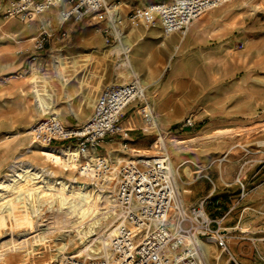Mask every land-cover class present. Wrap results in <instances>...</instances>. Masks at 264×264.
Masks as SVG:
<instances>
[{
	"label": "rangeland",
	"instance_id": "rangeland-1",
	"mask_svg": "<svg viewBox=\"0 0 264 264\" xmlns=\"http://www.w3.org/2000/svg\"><path fill=\"white\" fill-rule=\"evenodd\" d=\"M15 1L17 0H0V47L6 44L18 46L11 57H8L10 53H0L5 60L0 64V194L7 196L6 199L13 204L12 208L10 206L11 210L6 209L3 213L7 223L0 227V252L22 240L30 244L32 238L50 229L54 220L67 215L69 211L63 204L64 199L73 197V200L81 199L84 202L81 212L76 215L71 213L67 215L69 221L79 218V221L83 222L84 230L80 235L76 231L71 232L65 225L58 228L52 227L53 229L46 237L48 242L45 245L35 243L24 250L18 248L15 252L8 253L1 264H60L67 257L78 255L86 245L92 248L81 254L82 258L92 260L106 258L105 248L109 247L111 236L106 240L108 245L98 237L111 227L115 229L118 213L120 216V211L112 213V217H109V212L106 211L115 194L114 184L98 187L94 177L81 174L77 169L79 166L74 165L67 169V165H64L61 159L48 158L49 151L46 148L49 146L36 143L33 140L32 130L39 120L49 117L60 118L69 127L81 126L92 114L96 99L106 88L127 84L134 80L135 77L126 65V60L129 55L134 54L135 48L130 49L138 38L135 35L137 28L131 31L130 25L126 24L125 34L127 35H122L128 40L129 46L122 48L120 40L118 43L117 41L111 44L106 42V34L100 31L105 25L104 22L94 21L88 24L86 20L75 22L71 17L64 25H61L59 11L57 12L56 8L38 15L34 20L22 21L10 15ZM116 1L126 2L129 8H135L146 6L153 0L137 2L113 0V2ZM236 2L240 6L242 15H239L237 26L235 25L237 28L231 27L234 34L228 38L233 39V45L230 48L233 54L228 57L232 60L216 58L212 68L204 65L195 68V73L199 74L200 84L206 85V97H213V108H206L204 111L202 106H197L199 101L197 102L196 99L200 93H192L190 98L194 100L190 102L187 109L181 110L183 115L178 122L182 123L185 118L191 116L194 125L183 129L179 128V124L170 128L160 126L161 113H158V117L154 116L153 107L151 111L145 101L150 88L148 79L136 69L131 58L135 66L133 69L138 72L139 79L145 80L143 81L146 84L147 98H140L131 103L124 110L122 119L135 112L142 116L147 132H160V136L166 139L172 162L174 160L176 164H184L180 170V180H178L184 184L182 199L187 205L185 206L187 212L188 209L191 211L204 203V208L211 218H221L229 213L240 214L246 206L248 207L241 224L243 228L250 229L248 237L252 253L251 260H248L246 264H261L257 248L264 255V208L257 206L264 205V195L261 199L251 200L248 205L246 200L255 189L263 188L264 190V136L255 135L252 146L247 151L244 150L242 154L239 151H233L228 154V157H224L226 154L217 150L218 141L214 142L213 137L216 132H209L212 134L211 137L207 134H204L202 138L197 137L205 128L214 126L219 119L223 118L221 112L225 108H229L228 111L231 108H237V110L252 108L249 119L254 122L264 119V3H259L257 0H236ZM207 13L196 20H203ZM46 19L50 24V38L44 48L38 49L36 37L40 24ZM34 24L38 29L35 34L3 35L6 26L20 29ZM129 31L131 33L128 35ZM64 32L65 36H63ZM94 36H99L100 41L94 46L84 47ZM179 36L183 37L180 34ZM228 39H213L207 46L214 47L219 41L224 43L229 41ZM242 41L246 48L237 51L234 48L235 44ZM118 46L120 47L116 51ZM93 47H96L98 51L92 52ZM230 51L227 56H230ZM73 56L77 60L72 61ZM172 56L173 54L170 55L167 64ZM149 112L151 117H146L145 114ZM153 125L156 128H153ZM259 126L262 125L254 124L255 128ZM175 127L179 129L177 134L191 130L192 138L185 141L180 140L182 139L180 136H172L175 140L170 144L166 131L173 130ZM176 139L179 140L176 141ZM112 141H115L116 145L106 151L121 152V140L117 137ZM156 141L151 151L135 154L153 156L158 152L155 148ZM53 145L54 147L50 148H62L61 145L67 147L71 144L53 142ZM75 145L74 143L73 146ZM27 166L32 169L31 173L37 172L40 177L35 180L28 178L25 182H21L19 189L6 190L5 185L16 173L22 172ZM239 178L246 185L245 197L241 196ZM42 180H48L47 185L50 187L53 185L55 190L44 189L38 198L35 190L44 187V184L39 182ZM59 182L65 183V186L57 184ZM79 183L88 188L74 189ZM25 188L30 190L31 198L21 203L18 197ZM3 205L0 203V212ZM96 207L103 210L104 216L97 215V219L100 218L97 231L88 232V218L92 211L96 212ZM37 208L39 217H35L33 213ZM19 213L25 216L19 217ZM225 224L228 231H234L229 227L234 225L233 223L226 221ZM214 227L215 224H212V228ZM230 235L238 236L235 238L232 236L229 241V248L231 247L234 252L237 250V243L242 240L239 237L241 236L239 228ZM252 238L255 239L256 245H253ZM211 246L213 247L210 251V264H236L229 262L230 255L223 253L216 243L213 242Z\"/></svg>",
	"mask_w": 264,
	"mask_h": 264
},
{
	"label": "built area",
	"instance_id": "built-area-1",
	"mask_svg": "<svg viewBox=\"0 0 264 264\" xmlns=\"http://www.w3.org/2000/svg\"><path fill=\"white\" fill-rule=\"evenodd\" d=\"M232 1L153 0L146 6L129 8L126 2L113 0H17L10 15L29 21L56 8L61 25L71 17L75 22H104L100 31L106 34V42L111 44L119 41L120 34L127 35V23L133 30L140 26L150 29L160 22L165 35L184 37L196 19ZM257 1L264 3V0ZM118 6L120 8L115 10ZM49 25L46 19L39 26L38 49L44 48L50 38ZM137 99L140 95L135 77L127 84L106 88L96 99L92 114L81 126L69 127L49 117L39 120L33 127L32 136L36 143L49 147H54L53 142H69L72 146L75 143L73 147L79 150L80 162L90 165L89 170L96 174L95 184L98 187L114 184L113 200L120 211L109 244V257L92 260L71 255L60 264H204L203 248L196 241L197 237H213L221 251L230 255V261L240 264L229 248L232 236L225 227L224 217L211 218L204 203L193 208L190 215L184 211L171 158L163 146H155L158 152L153 156L135 154L139 152L132 147L130 130L121 126V119L124 110ZM193 125V117L189 116L179 128ZM118 136L124 138L121 152L97 151L104 140ZM238 182L241 196L245 197L246 185L240 178ZM174 209L183 211L176 228L171 223ZM198 215L203 219L198 220ZM212 224H215L214 228ZM257 253L264 263V255L258 250Z\"/></svg>",
	"mask_w": 264,
	"mask_h": 264
},
{
	"label": "crops",
	"instance_id": "crops-1",
	"mask_svg": "<svg viewBox=\"0 0 264 264\" xmlns=\"http://www.w3.org/2000/svg\"><path fill=\"white\" fill-rule=\"evenodd\" d=\"M134 1L137 2L138 0ZM239 8L240 6L236 0L229 2V4L227 3L213 8L207 13L203 20L194 21L184 37H180L179 34L164 35L159 22H157V26L150 29L144 28L143 26L137 28L135 35L136 38L137 36L138 38L136 42H133L130 49L132 50L135 48L134 54L130 56V60L131 58L133 59L136 69L148 79L147 83L150 88L148 90V98L145 101L146 104L149 105V108L153 107L154 114L156 112V117H158V113H161L162 123L160 126L170 128L173 125L181 124V122H178L183 115L181 110L187 109L190 102L194 100L190 98L192 93H200L196 99L197 102L199 101L197 106H202L204 111H206V108H213V97H206V85L200 84L199 74L195 73V68H199L201 65L212 68V63L215 62L214 59L227 60L228 57H231L233 52L230 51V48L233 45V39L229 40L228 38L234 34L231 27H233V29L237 28L239 15H242ZM87 23L90 24L91 22ZM37 31L38 29L35 24L23 26L20 29L6 26L3 35H7L8 33H16V35L21 33L35 34ZM218 38H221V40L227 38L229 41L224 43H220L219 41L214 47L207 46L211 40ZM99 41V36H94L90 38L84 47L94 46ZM17 47L18 46L13 44L2 45L0 47V53H10L8 57H11ZM234 48L237 51H241L244 50L246 46L242 41L235 44ZM91 50L92 52L98 51L96 47H93ZM229 51L230 56H227ZM171 54H173V56L168 63L170 65L168 67L166 62ZM228 59L232 60V58ZM71 60L74 61L77 59L73 56ZM2 62H5V60L0 56V64ZM135 66L133 64V67ZM136 69H134V71ZM197 81L198 83H196ZM228 109L229 108L223 109L221 112L223 118L219 119L214 126L205 128V130L197 136L198 138H202L204 134H207L208 137H211L210 135L212 134L209 132H216L213 136L215 139L214 142L216 140L218 141L217 150L226 154L224 157H228V154L233 151H239L242 154L244 150L247 151V149L252 146L255 135L259 134L261 137L264 136V119L259 122H254L248 118L252 115V108L248 109L247 107L244 108V110L231 108L229 111ZM149 115H151V112H149ZM254 124H260L262 126L255 128ZM121 126L124 129L130 130L129 139L131 145L140 153L151 151L156 138L161 135L160 132H147L144 126V119L136 112L126 115L121 121ZM178 131L179 129L176 127L173 130L166 131L167 140L170 144L175 140L172 136H180L182 137L180 140L185 141L188 138H192L191 134L193 132L191 130H187L182 134H177ZM118 138L121 141L124 140V138L120 136H118ZM112 140L113 139L104 140L101 143L102 147L97 151L103 153L108 148L115 146L116 142ZM178 140L179 139H176V141ZM263 195V188L255 189L247 198L246 205L251 203V200L261 199ZM257 207L264 208V205H258ZM247 209L248 207L246 206L240 214L229 213L223 216L224 224L226 221L234 224L229 226L234 229L233 232L237 231L239 228L241 234L239 237L242 240L237 243L236 251L233 252L231 247L230 250L232 249V254L240 264H246L248 260H251L252 253V247L248 237L250 229L241 226V224H243L242 217ZM228 232L230 234L233 233L232 231ZM232 236L234 238L238 237L235 235ZM252 243L256 245L255 239H253ZM257 250L259 251L258 248Z\"/></svg>",
	"mask_w": 264,
	"mask_h": 264
},
{
	"label": "bare ground",
	"instance_id": "bare-ground-1",
	"mask_svg": "<svg viewBox=\"0 0 264 264\" xmlns=\"http://www.w3.org/2000/svg\"><path fill=\"white\" fill-rule=\"evenodd\" d=\"M149 4H151V3H149ZM120 7L118 6L117 8H115V10H117V9H119ZM57 12H58V10H57ZM58 14H59V12H58ZM121 36H120V46L123 48H127L128 46H129V42H128V40H126L125 39V37L122 35V34H120ZM118 43V42H117ZM120 46H118V47H116V51L118 50V48L120 47ZM126 65L131 69V72H132V75L134 76V77H136V79H137V88H138V93H139V95H140V98L141 99H146L147 97H146V94H145V91H146V84L144 83V81L142 80V79H139V77H138V75H137V72L136 71H134V69H133V64H132V62H131V60H130V55H129V57L127 58V60H126ZM133 81V80H132ZM151 111H152V107L151 108H149ZM54 118H56V119H58V120H60V121H63L62 119H60V118H57V117H54ZM44 119V118H43ZM42 120V119H41ZM159 124H160V120H159ZM158 128V127H157ZM163 146V150L170 156V158H171V163H172V167H173V173H174V175H175V179L177 180V183H178V186H179V188L181 189V205H182V207H183V209H184V211L186 212V214L187 215H190V211H189V209H188V212H187V210H186V208H185V206H187V205H185V203H184V200L182 199V196H183V191H184V184L183 183H181L179 180V174H180V170H181V168L184 166V164L182 163V164H176L175 162H174V160H173V162H172V157H171V155H170V153H169V149H168V147H167V143H166V139H164L162 136H160L159 137V140H158V142L156 143V146ZM45 148V147H44ZM46 149H48V153H47V155H48V158H50V159H52L53 157H55V158H59V159H61V161L63 162V164L64 165H67L66 166V168L67 169H69L71 166H74V165H76V166H79V168H77V169H79V171L81 172V174L82 175H85V176H88V177H95L96 176V174L95 173H93V172H91L90 170H89V166L90 165H88V166H85L84 164H81V160H80V158H79V150L77 149V148H74V147H71V145L70 146H67V147H62V148H50V147H47ZM58 154H60L61 156H59ZM243 167V166H242ZM244 168H242V170H243ZM185 171H187V168H185ZM32 172V169L29 167V166H27V167H24L23 168V170H22V172H19V173H16L15 175H14V177L11 179V181H9L6 185H5V187H6V190L8 189V191L9 190H15V189H19V188H21L20 187V183L21 182H25V180H27L28 178H32V179H37V178H39L40 176H39V173H37V172H34V173H31ZM179 179V180H178ZM39 182H42L43 184H44V187H42V188H36V190H35V192H37V195H38V198H40V193H41V191H43L44 189H50V190H55L52 186L50 187V186H48L47 185V183H49V181L48 180H42V181H39ZM57 184H59V185H62V186H65L64 184L65 183H63V182H59V183H57ZM78 187H74V189H79V190H85V189H87L88 187L86 186V185H83V184H80L79 183V185H77ZM59 189H61V188H59ZM24 191H21L20 192V195H19V202H23V201H26V200H30V198H31V193H30V190L29 189H27V188H25V189H23ZM183 190V191H182ZM52 192V191H51ZM50 192V193H51ZM58 192V191H57ZM74 195H75V193H74ZM74 195H72V196H74ZM6 197L7 196H5V195H3L2 193L0 194V203L1 204H4L2 207H3V209H2V211L0 212V227H2V226H5L6 225V223H7V220H6V218H4L3 217V213H4V211L6 210V209H10V206H11V208L13 207V204H11L10 203V201H8L7 199H6ZM76 197V196H75ZM69 198V197H68ZM84 198H86V196H84ZM77 199V198H76ZM84 202L81 200V199H78V200H73V197L72 198H69L68 200H63V204L65 205V206H67V211H69V213L67 214V215H69L70 213L71 214H74V215H76L78 212H81L80 210H81V208L83 207V204ZM68 205H70V206H68ZM200 206H202V205H200ZM118 208L116 207V204L114 203V200H111L110 201V203H109V208H108V210H106L107 212H109V217H112V213H114V212H117V211H119V210H117ZM11 210V209H10ZM95 210H96V212H91L90 213V215H89V220H88V232H93V231H97V227H98V222H99V219H97V215H103V210L101 209V208H98V207H96L95 208ZM101 212V213H100ZM103 212V213H102ZM33 213H34V215H35V217H39V209L37 208V209H34V211H33ZM118 213V212H117ZM67 215H64V216H61V218H57L56 220H54L53 222H52V225H51V228L50 229H48V230H46L45 232H43V234H41V235H38L37 237H34V238H32L33 240L30 242V244L27 242V241H25V240H22V241H20V242H18V244H16V243H13V244H11L7 249H4V250H2L1 252H0V264H1V261H3V260H5V257H6V255L8 254V253H10V252H15L16 251V249H27L28 247H29V245H33V244H35V243H37V244H40V245H45V243L46 242H48V239H46V237L49 235V233H50V231L54 228V227H56V228H58L59 226L60 227H63L64 225L65 226H68L69 227V229L71 230V232H73V231H76V232H78L80 235L82 234V232H83V230H84V228L82 227V224H83V222H80L79 221V218H77L76 220H70L69 221V218L67 217ZM183 215V211L182 210H176V209H174L173 211H172V215H171V223H172V226L174 227V228H176V224L180 221V217ZM25 215H23L22 213H19V217H24ZM104 216V215H103ZM106 216V215H105ZM106 218V217H105ZM117 218H119V213H118V217ZM206 218V217H205ZM197 219L198 220H202L203 219V217H202V215H198L197 216ZM117 222V221H116ZM115 222V223H116ZM53 227V228H52ZM101 230H102V228H101ZM101 230H99V232L101 231ZM115 233V229L114 228H109V229H107L105 232H102V234H100V236L98 237V239H100V240H104L106 243V245H108V242L106 241L107 239H108V237H110L111 236V238H112V236H113V234ZM185 237V239H189L187 236H184ZM110 238V239H111ZM196 241L200 244V246H202V248H203V260H204V264H210L209 262H210V259H211V247H213V246H211L212 245V243L214 242L215 243V240H214V238L213 237H208V238H199V237H197L196 238ZM86 247V248H85ZM84 247V249L83 250H81L80 251V253L78 254V255H76V256H80L81 254H83L84 252H86L89 248H92V247H90V246H85ZM105 257H109L110 256V254H109V247L107 248V246H106V248H105ZM219 259H220V257H219ZM229 262H230V259H229Z\"/></svg>",
	"mask_w": 264,
	"mask_h": 264
}]
</instances>
